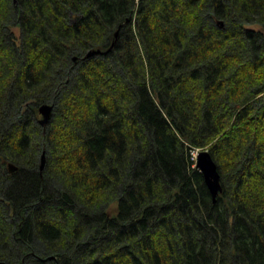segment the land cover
Returning <instances> with one entry per match:
<instances>
[{
    "label": "trees",
    "instance_id": "1",
    "mask_svg": "<svg viewBox=\"0 0 264 264\" xmlns=\"http://www.w3.org/2000/svg\"><path fill=\"white\" fill-rule=\"evenodd\" d=\"M0 264H264V0H0Z\"/></svg>",
    "mask_w": 264,
    "mask_h": 264
},
{
    "label": "water",
    "instance_id": "2",
    "mask_svg": "<svg viewBox=\"0 0 264 264\" xmlns=\"http://www.w3.org/2000/svg\"><path fill=\"white\" fill-rule=\"evenodd\" d=\"M100 50H91L88 53V56L93 55L94 53H98ZM54 109V104L44 103L40 105L39 111L42 115L41 123L45 124L49 121L52 111ZM46 162V151L43 152L42 155V164L41 169L44 168ZM197 168L203 173L205 181L209 187V190L212 193L214 201L218 194L223 190L221 183V175L219 172L218 164L214 160L211 155V152L208 149L201 150L197 155ZM9 170L11 172H16L18 170V166L14 163L9 164Z\"/></svg>",
    "mask_w": 264,
    "mask_h": 264
},
{
    "label": "rangeland",
    "instance_id": "3",
    "mask_svg": "<svg viewBox=\"0 0 264 264\" xmlns=\"http://www.w3.org/2000/svg\"><path fill=\"white\" fill-rule=\"evenodd\" d=\"M39 119L41 120V119H42V116H40ZM40 123H41V122H40ZM47 123H48V122H47ZM47 123H45V124H41V125H42V126H46ZM34 139H35V140H34ZM33 140H34V141H32V142H33V145H34L35 147H37V146L39 145V142L37 141L35 135H33ZM196 152H197L196 150L193 152L194 155L196 154ZM42 155H43V153H42ZM41 164H42V156H41V158H40V164H39L40 169H41ZM45 164H46V162H45ZM44 168H45V165H44Z\"/></svg>",
    "mask_w": 264,
    "mask_h": 264
},
{
    "label": "bare ground",
    "instance_id": "4",
    "mask_svg": "<svg viewBox=\"0 0 264 264\" xmlns=\"http://www.w3.org/2000/svg\"><path fill=\"white\" fill-rule=\"evenodd\" d=\"M114 197V196H113Z\"/></svg>",
    "mask_w": 264,
    "mask_h": 264
}]
</instances>
